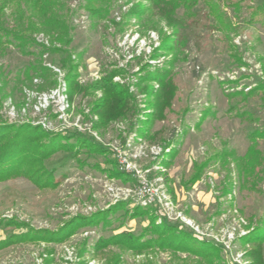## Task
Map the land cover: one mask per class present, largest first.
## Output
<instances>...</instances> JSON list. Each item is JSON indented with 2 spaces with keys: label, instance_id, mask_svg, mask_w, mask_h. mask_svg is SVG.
<instances>
[{
  "label": "rangeland",
  "instance_id": "374dc122",
  "mask_svg": "<svg viewBox=\"0 0 264 264\" xmlns=\"http://www.w3.org/2000/svg\"><path fill=\"white\" fill-rule=\"evenodd\" d=\"M64 1L77 11L68 37L71 42L66 52L43 57L58 74L57 87L42 94L33 90L35 86L11 90L21 87L17 77L23 78L38 56L23 55L10 46L0 56V65L11 78L0 92L9 97L0 102V121L41 125L49 133H78L108 153L84 147L79 152L58 150L44 162L59 181L56 187L41 188L26 177L0 182V223L12 219L27 224L19 228L0 224V264H252L253 247L244 243V237L264 218V136H252L255 130H264V92L247 97L233 94L264 86V24L249 22L253 8L264 0H210L208 4L201 0L190 12L177 10L184 25L177 29L150 9L154 5L147 0L95 3V8L111 7L112 13L104 18L91 14L86 0ZM212 1L232 29L220 26L209 12ZM237 1L240 6L235 9L231 3ZM139 4L147 9L145 14L129 15ZM37 40L48 45L51 37L40 33ZM164 43L176 48L162 49L160 56L152 58ZM71 54L81 86L101 80L113 69L125 70L114 82L128 85L133 95L127 117L97 126L100 118L93 106L102 92L83 97L74 91L69 98L65 77L71 68H64L61 60ZM146 65L148 71H171L170 105L156 119L151 118L152 104L164 98L157 99L158 82L141 79ZM39 82L35 79L34 84ZM145 87L153 94L141 92ZM121 160L130 170L122 169ZM202 164L206 167L199 179L190 182ZM113 168L125 173L110 177L106 171ZM136 171L167 197L157 223L161 218L199 241L214 243L220 257L175 255L159 248L135 252L114 245L95 249L100 237L122 231L139 235L148 225V221L130 220L115 232L119 221L109 228L80 226L118 202L135 206L133 195L141 180ZM28 227L34 233L44 229L57 233L62 227L61 235L75 232L63 242L22 240ZM9 237H15L11 245L4 242ZM216 238L233 241L232 246L224 249L214 242Z\"/></svg>",
  "mask_w": 264,
  "mask_h": 264
},
{
  "label": "trees",
  "instance_id": "16d2710c",
  "mask_svg": "<svg viewBox=\"0 0 264 264\" xmlns=\"http://www.w3.org/2000/svg\"><path fill=\"white\" fill-rule=\"evenodd\" d=\"M91 14L104 18L112 13L111 7L107 9L95 8V3H106L108 0H86ZM154 5L150 9L154 10L161 17L165 18L169 25L177 29L182 27L183 18L177 16V10L183 8L184 13L190 12L195 8L201 0H147ZM208 4L210 0H203ZM235 9H238L240 2L231 3ZM10 9V15H6ZM147 9L139 5H134L130 9L129 15L141 17ZM214 13L213 16L217 19L220 26L225 25L226 29H232L230 22H227L225 13L219 8L216 1H212L209 7V12ZM77 11L70 9L64 0H0V56L7 53L10 46L21 51L23 55L38 56V62L31 64L23 72L22 76H18L21 87H14L11 90H23L24 86L35 88L37 94L50 92L58 85L57 72L51 67L46 66L43 62V57L48 53L66 52L65 47L71 42V31H73V18ZM154 15V14H153ZM185 15V14H184ZM10 17V19H9ZM184 17V16H183ZM224 22V23H223ZM250 23L259 22L264 24V1L253 8V12L249 17ZM117 27L120 22L113 21ZM44 34L51 37L50 44H45L37 40L38 34ZM54 42L60 43L61 47L55 45ZM232 47V46H230ZM176 45L162 44L152 54V58H157L158 52L162 49L173 51ZM234 48V46H233ZM38 49V50H37ZM37 50V51H36ZM240 62V59H238ZM61 64L64 68H71L70 74L65 77V82L68 87L69 98H72L74 91L81 92L83 97L94 94L96 91L102 92V97L94 103L93 111L100 118L97 126L108 124L110 121L127 117L130 110L131 101L133 98L128 85H122L114 82L115 76L125 72L124 69H113L108 74L103 76L101 80L88 83L86 86H81L77 82V66L75 57L66 55L62 58ZM76 64V65H74ZM142 71L145 72L143 81L158 82L160 86L159 95L164 99L152 104L155 111L151 115L152 119L158 116H163L164 109L170 105L172 97V85L170 83V69L157 68L155 71H148L149 65L143 66ZM35 79H40L38 84H34ZM11 78L6 74V69L3 64L0 65V92L5 91ZM233 82V81H227ZM17 84V82H16ZM264 92V86L251 89L250 92L239 91L233 95L251 96L257 91ZM141 92L152 95L153 92L145 88ZM9 98V97H8ZM6 93L0 96V102L8 99ZM150 122V120H148ZM135 125V121L132 126ZM146 131H142V136H145ZM253 139L264 136V130H255L252 134ZM74 139V142H71ZM89 148L91 152H98L107 155L108 150L95 144L81 134H67L63 132L49 133L42 128L41 125L31 124H9L0 121V182L7 181L13 178L26 177L33 181L38 187H56L59 181L55 178L54 171L45 166L44 162L58 150H75L79 152L82 148ZM260 152V151H259ZM258 152V154H259ZM261 153V152H260ZM223 155V153H222ZM206 167L202 164L197 173L193 176L190 182H195L199 179L202 171ZM125 173L115 168L106 171L107 175L114 177L116 173ZM130 201H121L109 207L106 211H99L90 217V220L81 224L84 226H95L109 228L113 222L119 221L118 227H114L113 231H118L125 226L126 221L140 220L148 221V225L142 229L139 235L131 231H122L116 235H111L107 238L100 237L95 244L96 250H101L110 245L119 246L127 250L142 252L153 248L161 250H170L174 254L179 252L195 255L199 258L220 257V248L214 243L199 241L191 233L179 229L178 226L168 224L167 221L157 223V209L154 207H142L135 205L130 207ZM123 212L121 217H115L117 213ZM113 216V218H110ZM77 218V217H76ZM73 221V220H72ZM7 227H27V224L17 220H3L1 222ZM0 223V224H1ZM63 228V227H62ZM61 228V230H62ZM27 237H22V240L29 241H49L63 242L68 239L75 230L70 231L65 235H61L59 230L57 233L41 230L34 233L33 229L28 227ZM34 234L31 235L30 234ZM18 237V236H16ZM9 237L4 242L11 245ZM14 242H17L16 240ZM3 243V242H2ZM0 242V244H2ZM244 243L252 244L250 257L252 264H264V218L257 221L256 227L252 232L244 237ZM6 245V246H7Z\"/></svg>",
  "mask_w": 264,
  "mask_h": 264
},
{
  "label": "built area",
  "instance_id": "2783aa9c",
  "mask_svg": "<svg viewBox=\"0 0 264 264\" xmlns=\"http://www.w3.org/2000/svg\"><path fill=\"white\" fill-rule=\"evenodd\" d=\"M121 165H122V169H127V170H130V168L128 166H125L124 165V162L123 160L120 161ZM137 172V175H138V178L141 179L140 180V184L139 186L135 189L134 191V200H136V205H140L142 207H154L157 209V214L159 215V212H160V215H161V211H162V208L166 206V203H167V197L166 195L164 194L163 190L159 187H155L152 185V183L150 181H148L143 175H141V172L140 171H136ZM159 218V216H158ZM161 222V218L159 219ZM214 242L216 244H220L222 245V247L224 249H229L232 245V242L228 243L226 241H221L219 240L218 238L216 239H213ZM212 240V241H213ZM228 244V245H227ZM226 246V247H225ZM230 246V247H228Z\"/></svg>",
  "mask_w": 264,
  "mask_h": 264
}]
</instances>
